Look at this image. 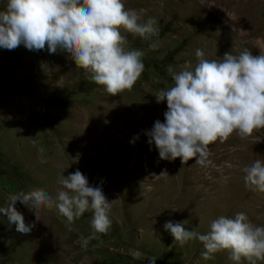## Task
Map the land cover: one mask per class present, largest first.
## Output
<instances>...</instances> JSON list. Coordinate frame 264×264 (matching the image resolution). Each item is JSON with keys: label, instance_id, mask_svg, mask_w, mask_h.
<instances>
[{"label": "rangeland", "instance_id": "374dc122", "mask_svg": "<svg viewBox=\"0 0 264 264\" xmlns=\"http://www.w3.org/2000/svg\"><path fill=\"white\" fill-rule=\"evenodd\" d=\"M124 3L141 13V22L154 18L160 31L152 41L125 33L129 49L144 52L145 70L120 96L88 81L64 53L0 48V206L20 191L43 189L56 197L60 177L77 170L114 200L109 231L102 243L91 240L86 248L80 241L92 231L91 210L68 231L55 208L43 209L37 222L17 201L25 223L34 227L22 235L0 213V264H148V257L156 264H234L226 251L204 259L198 240L180 247L165 222L186 221V230L206 234L212 220L243 212L264 225V193L247 189L242 171L264 161V130L211 144L205 166L195 159L185 165L180 158L160 159L145 134L164 120L167 103L158 104L154 95L173 84L168 65L176 71L186 63L195 67L197 48L207 59L245 48L253 55L264 51V0ZM5 6L0 0V10Z\"/></svg>", "mask_w": 264, "mask_h": 264}, {"label": "clouds", "instance_id": "9594fccd", "mask_svg": "<svg viewBox=\"0 0 264 264\" xmlns=\"http://www.w3.org/2000/svg\"><path fill=\"white\" fill-rule=\"evenodd\" d=\"M141 19V13L127 9L124 0H6L0 10V48L15 50L23 45L30 51L64 53L88 81L109 96H120L133 89L145 70L144 52L129 49L125 33L144 41L159 35L154 18ZM157 46L149 44L153 49ZM195 55V67L186 63L176 71L167 66L173 84L154 95L158 104L167 103L164 120H156L145 134L160 159L171 162L180 158L182 165L195 159L196 164L205 166L211 144H223L233 135L250 139L264 130V51L253 55L245 48L239 54L228 51L220 59H207L197 48ZM242 171L245 187L264 193V161L257 159ZM59 183L62 190L56 197L43 189L27 194L20 191L9 197L6 206H0V213L18 233L28 235L34 225L25 223L14 206L17 201L33 211L37 222L43 209L55 208L65 218L68 231H74L75 220L91 210L92 231L80 243L84 248L91 240L102 243L101 237L112 224L109 212L114 200H108L101 186H91L79 170L62 175ZM185 223L164 224L180 247L198 240L206 260L226 251L234 264H264V225L253 224L245 213L212 220L206 234L186 230ZM147 261L156 264L155 257Z\"/></svg>", "mask_w": 264, "mask_h": 264}, {"label": "trees", "instance_id": "16d2710c", "mask_svg": "<svg viewBox=\"0 0 264 264\" xmlns=\"http://www.w3.org/2000/svg\"><path fill=\"white\" fill-rule=\"evenodd\" d=\"M46 103L52 102L50 99L45 100Z\"/></svg>", "mask_w": 264, "mask_h": 264}]
</instances>
